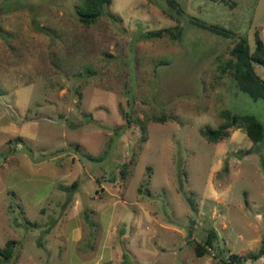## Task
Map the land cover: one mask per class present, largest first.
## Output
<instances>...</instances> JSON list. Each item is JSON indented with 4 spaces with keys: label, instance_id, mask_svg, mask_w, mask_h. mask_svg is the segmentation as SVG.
<instances>
[{
    "label": "rangeland",
    "instance_id": "1",
    "mask_svg": "<svg viewBox=\"0 0 264 264\" xmlns=\"http://www.w3.org/2000/svg\"><path fill=\"white\" fill-rule=\"evenodd\" d=\"M77 2L0 0V249L15 242L0 264H124L123 253L134 264H223L229 253L255 252L264 143L243 128L211 142L200 129L223 123V110L264 128V100L221 71L234 38L195 22L252 48L255 32L264 40V0H109L89 25L76 19ZM176 27L175 39L141 37ZM26 119L32 135L2 127ZM14 147L26 171L38 161L44 175L60 176L39 204L37 182L8 170ZM72 181L63 206L61 186ZM210 229L211 253L195 256Z\"/></svg>",
    "mask_w": 264,
    "mask_h": 264
},
{
    "label": "trees",
    "instance_id": "2",
    "mask_svg": "<svg viewBox=\"0 0 264 264\" xmlns=\"http://www.w3.org/2000/svg\"><path fill=\"white\" fill-rule=\"evenodd\" d=\"M171 3V0H169ZM109 4V0H78L74 5V15L76 19L83 25H89L94 23L100 16L102 9ZM199 27L208 29L212 32L222 34L223 36H231L234 38L231 47L228 50L229 57L225 60L221 66V71H228L230 78L233 80L235 86L240 91L246 93L251 99L264 100V79L260 78L254 71L253 64H258L262 67L264 72V42L258 37L257 33H254L253 46L250 48L245 38L240 36H234L228 30L223 28L205 24L202 22H195ZM180 28H159L156 30H149L144 32L141 37H168L171 39L178 38L180 36ZM123 115L126 117V113ZM223 117V123L219 124L215 128H201L200 133L209 141L217 142L229 135L230 128H243L245 135L248 139L254 143H264V128L261 123L251 114L240 113L230 114L228 111H221ZM153 121L163 120V116H152ZM140 129L143 130V124H140ZM19 139V138H17ZM144 132H141L140 141H144ZM247 152V151H246ZM126 164L123 162L119 168V173H123ZM76 181H72L67 186L63 187L66 192V198L64 203L69 202L72 194L76 190ZM192 208L195 209V205L191 203ZM85 220L92 225V222ZM264 225V219L262 220ZM53 221L50 223L53 225ZM215 238V232L210 229L201 243H195L193 245V252L195 256H201L207 253V248H211L212 241ZM13 240H7L4 246L0 249V257L6 259L11 256L14 246ZM260 255H264V230L260 239L259 247L255 252L248 251L245 255H237L233 253L227 254L228 259L233 264H241L245 258L256 259ZM122 263L134 264L127 260L126 255L122 254ZM223 264H227L225 260H222Z\"/></svg>",
    "mask_w": 264,
    "mask_h": 264
},
{
    "label": "crops",
    "instance_id": "3",
    "mask_svg": "<svg viewBox=\"0 0 264 264\" xmlns=\"http://www.w3.org/2000/svg\"><path fill=\"white\" fill-rule=\"evenodd\" d=\"M263 42H264V40H262ZM31 119H26V120H24V121H21V123L19 124V125H17V124H15V123H13V122H7L6 124H4V126H2V127H4V130L5 131H10L11 133H13V134H15V135H17V136H29V135H32L30 132H29V130H30V126H31ZM16 147H17V145H16ZM16 147H14V149L12 150V154H9V155H6L5 156V158L6 159H11V161H10V163H9V167H8V170L11 172V175H12V173H13V170H16L15 172L18 174V172H17V170L19 171V172H22L23 174H25V180L26 181H28V180H35L37 183H36V185H38V186H36V189H37V192H36V196H35V198H34V202L35 203H37V204H39L40 202H42L43 200H45L46 199V196L48 195V190H49V188H50V186H51V184H52V182L54 181V180H57V181H59L60 180V176H56V174H53V175H51V171H53V170H47L46 169V174L44 175V173H42V169L40 168V166L39 165H37V164H40L41 162H35V161H33L32 162V164L34 165V166H36L34 169H32L31 171H26V169H23V166H21L20 164H19V161H18V159H17V161H16V158H18V156H16V154H14V152H15V150L17 149ZM22 154H20L19 155V157H21V156H27V154L25 153V152H21ZM24 153V154H23ZM31 163V162H30ZM36 164V165H35ZM50 166H51V164H50ZM57 170V169H56ZM20 174V173H19ZM44 176V177H41V178H39V179H37V177L39 176ZM59 175V174H58ZM21 177V176H20ZM56 178V179H55ZM11 184V183H10ZM60 187V186H59ZM62 188L63 187H65V185H62L61 186ZM60 187V188H61ZM14 194V193H13ZM74 194V193H73ZM72 194V195H73ZM72 199V198H71ZM68 203V202H67ZM67 203H64V200H63V202L61 203V205H63V206H65ZM42 209L43 208H40L39 210L40 211H42ZM86 214V216H87V219L89 220V221H91L90 219H89V216H88V214H87V212L85 213ZM54 222L55 223V220L54 219H51V221L50 222ZM87 222V221H86ZM92 222V221H91ZM54 223H53V225H54ZM87 224L89 225V226H91V228H92V226H93V223H92V225H90L88 222H87ZM53 225H51V227L53 226ZM51 227H48L47 228V231L49 230V229H51ZM52 230V229H51ZM51 230L50 231H48V232H46V237L51 233ZM91 248V247H90Z\"/></svg>",
    "mask_w": 264,
    "mask_h": 264
},
{
    "label": "built area",
    "instance_id": "4",
    "mask_svg": "<svg viewBox=\"0 0 264 264\" xmlns=\"http://www.w3.org/2000/svg\"><path fill=\"white\" fill-rule=\"evenodd\" d=\"M207 251H209L210 253H211V248H207ZM227 257V256H226ZM259 261H264V255H260L258 258H257ZM225 262L227 263V264H233V263H231L228 259H226L225 258Z\"/></svg>",
    "mask_w": 264,
    "mask_h": 264
}]
</instances>
